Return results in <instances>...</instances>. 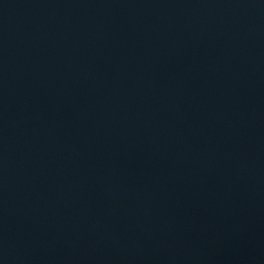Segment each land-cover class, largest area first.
Wrapping results in <instances>:
<instances>
[{
	"label": "water",
	"instance_id": "1",
	"mask_svg": "<svg viewBox=\"0 0 264 264\" xmlns=\"http://www.w3.org/2000/svg\"><path fill=\"white\" fill-rule=\"evenodd\" d=\"M0 264H264V0H0Z\"/></svg>",
	"mask_w": 264,
	"mask_h": 264
}]
</instances>
